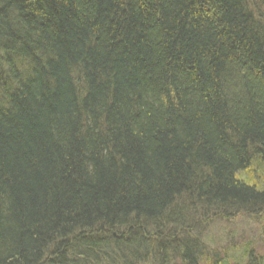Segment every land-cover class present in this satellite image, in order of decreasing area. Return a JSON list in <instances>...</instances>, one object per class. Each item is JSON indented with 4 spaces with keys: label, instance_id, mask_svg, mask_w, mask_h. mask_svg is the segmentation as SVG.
Here are the masks:
<instances>
[{
    "label": "trees",
    "instance_id": "1",
    "mask_svg": "<svg viewBox=\"0 0 264 264\" xmlns=\"http://www.w3.org/2000/svg\"><path fill=\"white\" fill-rule=\"evenodd\" d=\"M263 208L264 0H0V264H264L207 236Z\"/></svg>",
    "mask_w": 264,
    "mask_h": 264
},
{
    "label": "rangeland",
    "instance_id": "2",
    "mask_svg": "<svg viewBox=\"0 0 264 264\" xmlns=\"http://www.w3.org/2000/svg\"><path fill=\"white\" fill-rule=\"evenodd\" d=\"M210 248L217 251H237L245 248L252 250L264 261V208L254 215H241L228 223L217 221L210 224L207 232ZM235 243V246L233 245Z\"/></svg>",
    "mask_w": 264,
    "mask_h": 264
}]
</instances>
